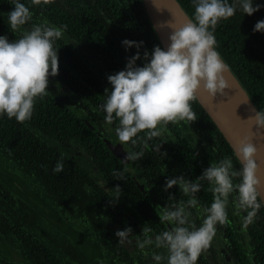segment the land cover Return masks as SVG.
<instances>
[{
  "label": "trees",
  "instance_id": "trees-1",
  "mask_svg": "<svg viewBox=\"0 0 264 264\" xmlns=\"http://www.w3.org/2000/svg\"><path fill=\"white\" fill-rule=\"evenodd\" d=\"M177 1L194 22L192 0ZM22 2L30 7L32 19L14 33L7 25L13 5L0 0V34L14 40L33 24L64 28L54 45L58 74L49 76L46 94L35 99L31 118L18 122L0 115V264H167V249L156 247L155 236L171 225L159 221L155 208L188 197L175 185L164 191L165 177L182 174L195 180L204 168L225 158L232 162L231 171L239 172L242 162L195 95L189 101L194 121L158 124L160 135L146 146L142 140L135 146L123 143L128 152L143 151L137 161L124 164L105 142L110 139L106 124L114 131L118 125V120L105 122L101 107L104 89L110 87L107 75L123 69L126 58L137 51H125L121 40L144 42L137 65L144 62L145 50L164 48L143 0ZM259 19H264V7L251 16L237 9L218 22L214 36L223 61L257 110L264 111V33L252 31ZM147 131L137 135L143 139ZM159 144L160 152L154 151ZM81 157L84 163L77 160ZM57 161L63 170L53 173ZM232 182L238 184L240 177ZM201 184L198 204L186 209L197 227L213 199L211 185ZM236 199L234 189L225 222L215 226L196 264H217L216 247L226 250L227 256L221 255L227 264H264V203L258 196L261 207L245 228L246 211L236 208ZM125 226L132 232L120 242L114 232ZM145 238L151 243L140 248ZM153 253L162 259L155 262Z\"/></svg>",
  "mask_w": 264,
  "mask_h": 264
},
{
  "label": "clouds",
  "instance_id": "clouds-1",
  "mask_svg": "<svg viewBox=\"0 0 264 264\" xmlns=\"http://www.w3.org/2000/svg\"><path fill=\"white\" fill-rule=\"evenodd\" d=\"M50 2L29 0L31 5ZM192 3L195 6L194 22L174 28L166 48L155 45L150 53L145 50L142 65H137L136 61L141 59L139 49L144 42L128 38L121 40L125 51L131 47L137 51L126 58L123 69L107 75L110 87L104 89L105 99L101 107L105 122L111 124L118 120L115 133L122 144L130 141L135 146L137 140H142L146 146L148 140L160 135L158 124L194 121L196 115L189 101L200 87L211 96L223 94L227 87L223 73L228 65L216 50L215 28L220 20L232 17L237 9L251 16L264 7V3L256 0H231V3L229 0H192ZM10 4L13 7L8 11L7 25L15 33L18 27L32 19L33 13L22 0H10ZM63 28V25L33 24L19 39L11 41L7 33L0 34V115L15 118L18 122L31 118L35 99H42L46 94L49 76L58 74V48L54 45L61 38ZM252 31L264 33V19L257 20ZM249 119L254 120L255 128L264 129V111H255ZM145 129L148 131L142 139L137 134ZM153 150L160 152V144ZM256 150L250 137L246 136L239 147L243 157L239 172L231 171L232 162L225 158L204 168L195 180L186 179L182 174L165 177L164 191L175 185L188 197L171 207L156 205L155 208L159 221L171 225L155 236L156 247L167 249V264H196L201 252L209 247L216 233L215 226L225 222L228 197L234 189L237 192L236 208L246 211L242 227L252 223L261 207V201L257 199L260 196L257 188L260 181L256 176L258 165L253 159ZM142 156V150L129 151L122 159L137 161ZM62 170V161H57L53 173ZM237 175L240 182L234 185L232 178ZM117 178L123 179L119 175ZM201 181L211 185L213 199L204 208L205 215L197 227L188 220L186 209L198 204L196 193L202 187ZM131 232V226H125L116 229L114 235L123 242ZM149 243L151 240L145 238L139 247L144 248ZM152 258L155 262L162 259L156 253Z\"/></svg>",
  "mask_w": 264,
  "mask_h": 264
},
{
  "label": "water",
  "instance_id": "water-1",
  "mask_svg": "<svg viewBox=\"0 0 264 264\" xmlns=\"http://www.w3.org/2000/svg\"><path fill=\"white\" fill-rule=\"evenodd\" d=\"M143 1L164 48L167 47L169 43V34L174 28L181 27L189 21H192L177 0ZM8 39L9 41L13 40L9 37ZM225 72L230 77L231 81L236 84L235 86L238 92L243 94L244 103L249 109L251 114L250 116H253L255 111H257V108L253 104L252 100L249 98L246 91L232 74L230 69L228 68ZM195 96L215 121L241 162H243V157L239 153V147L246 136L250 137L251 142L257 149L253 155V159L258 165L256 169V176L258 177L260 183L257 185V188L260 192V198L264 203V129L259 130L255 128L254 120L248 118L247 121L248 123H251L252 129L261 135V138L259 139L254 137L255 135L253 132L240 120H238L235 114L228 108L224 99L218 93L216 96H211L207 91L200 87L196 90ZM105 142L110 147L113 154L120 158L124 164L130 162V160L125 161L122 159L125 156V152H128L122 143H112L107 138H105ZM140 187L141 189H144L143 185H140ZM222 252L224 256H227L225 249H222Z\"/></svg>",
  "mask_w": 264,
  "mask_h": 264
},
{
  "label": "bare ground",
  "instance_id": "bare-ground-1",
  "mask_svg": "<svg viewBox=\"0 0 264 264\" xmlns=\"http://www.w3.org/2000/svg\"><path fill=\"white\" fill-rule=\"evenodd\" d=\"M223 79L227 87L224 89L223 94H219L225 101L228 108L235 114V116L240 120L247 128H249L256 138H261L260 133H256L255 130L252 129L251 123H248V118L251 117L249 109L247 105L244 103V96L242 93L238 92L236 88V84L231 81L230 77L223 73Z\"/></svg>",
  "mask_w": 264,
  "mask_h": 264
},
{
  "label": "rangeland",
  "instance_id": "rangeland-1",
  "mask_svg": "<svg viewBox=\"0 0 264 264\" xmlns=\"http://www.w3.org/2000/svg\"><path fill=\"white\" fill-rule=\"evenodd\" d=\"M107 123V122H106ZM106 129H107V132L109 133V140L112 142V143H117V142H120L119 140H118V138H117V136H116V133H115V131L113 130V128H111L108 124H106ZM124 145V144H123ZM125 146V145H124ZM72 148H70V150H71ZM70 153V152H69ZM75 153V155H77L76 154V152H74ZM74 155V156H75ZM90 155V154H89ZM90 157L92 158V156L90 155ZM77 160L78 161H80V162H83L84 161V159L81 157V158H77ZM84 163V162H83ZM130 171L135 175L136 174V172L133 170V168H130ZM216 254H217V260H218V262H217V264H227V262H226V259L221 255V251H220V249H219V247H216ZM222 254H223V252H222ZM16 260L17 261H20L21 260V258H19V257H16Z\"/></svg>",
  "mask_w": 264,
  "mask_h": 264
},
{
  "label": "flooded vegetation",
  "instance_id": "flooded-vegetation-1",
  "mask_svg": "<svg viewBox=\"0 0 264 264\" xmlns=\"http://www.w3.org/2000/svg\"><path fill=\"white\" fill-rule=\"evenodd\" d=\"M220 251L222 252V248L220 249Z\"/></svg>",
  "mask_w": 264,
  "mask_h": 264
}]
</instances>
